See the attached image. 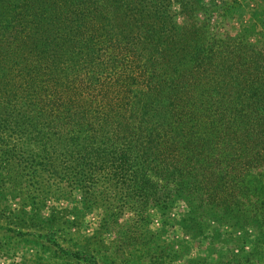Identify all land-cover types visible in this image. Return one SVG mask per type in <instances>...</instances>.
I'll return each mask as SVG.
<instances>
[{"label":"trees","instance_id":"1","mask_svg":"<svg viewBox=\"0 0 264 264\" xmlns=\"http://www.w3.org/2000/svg\"><path fill=\"white\" fill-rule=\"evenodd\" d=\"M153 13L143 0H0V129L15 138L4 175H36L39 157L87 172L113 155L117 186L183 199L187 217L234 200L263 154L264 38L238 53L196 43L180 62L186 32Z\"/></svg>","mask_w":264,"mask_h":264},{"label":"rangeland","instance_id":"2","mask_svg":"<svg viewBox=\"0 0 264 264\" xmlns=\"http://www.w3.org/2000/svg\"><path fill=\"white\" fill-rule=\"evenodd\" d=\"M143 1L164 27L186 32L171 49H179L180 62L182 48L188 54L196 43H211L215 53L261 47L264 0ZM174 57L172 62L175 52ZM78 71L89 72L82 64ZM7 125L0 129V162L6 145L11 149L15 143ZM259 147L256 170L237 183L234 200L215 209L204 203L197 219L186 216L190 208L183 199L155 202L117 186L121 179L109 174L113 155L103 166L70 175L59 160L60 169L48 171L40 157L33 161L36 175L26 170L4 175L0 166V264H264V147ZM19 159L30 160L25 153ZM148 176L162 183V175Z\"/></svg>","mask_w":264,"mask_h":264}]
</instances>
